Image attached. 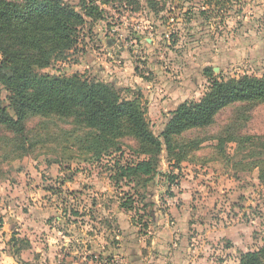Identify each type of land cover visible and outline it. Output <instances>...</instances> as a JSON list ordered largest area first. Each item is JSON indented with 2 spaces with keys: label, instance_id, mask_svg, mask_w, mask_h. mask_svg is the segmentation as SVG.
<instances>
[{
  "label": "rangeland",
  "instance_id": "obj_1",
  "mask_svg": "<svg viewBox=\"0 0 264 264\" xmlns=\"http://www.w3.org/2000/svg\"><path fill=\"white\" fill-rule=\"evenodd\" d=\"M62 1L83 23L72 47L37 72L113 86L145 107L155 136L170 111L207 91L204 69L218 80L264 76V0ZM86 5L97 10L86 16ZM237 105L174 139V152H186L177 168L163 146L146 183L112 178L115 161L142 159L133 137L97 154L82 143L91 131L71 120L28 117L21 134L0 126V264H237L263 247L255 163L264 148L251 158L218 142ZM246 115L241 134L264 137V103ZM130 200L133 210L122 208Z\"/></svg>",
  "mask_w": 264,
  "mask_h": 264
},
{
  "label": "trees",
  "instance_id": "obj_2",
  "mask_svg": "<svg viewBox=\"0 0 264 264\" xmlns=\"http://www.w3.org/2000/svg\"><path fill=\"white\" fill-rule=\"evenodd\" d=\"M84 7L86 16L97 10ZM82 23V16L62 0H0V86L9 95L5 105L0 88V126L21 134L28 117L71 120L91 131L82 143L97 154L119 152L118 139L133 137L139 148L137 156L142 159L126 165L115 161L112 178L116 185L123 179L146 183L156 172L163 146L174 156L170 161L177 168L186 159V152H174V139L211 126L219 112L238 104L234 119L218 142H234L245 156H260L258 149L264 148V137L241 134V123L247 120L250 107L264 103V76L218 80L212 77V69H204L207 91L199 101L183 102L170 111L161 134L155 136L145 107L134 98L121 97L113 86L89 82L78 75L64 78L39 74L38 69L46 68L54 57L72 47L73 34ZM191 145L199 147L198 142ZM255 166L259 179L264 180V160ZM133 204L125 201L122 208L133 210ZM237 264H264V246L241 254Z\"/></svg>",
  "mask_w": 264,
  "mask_h": 264
},
{
  "label": "crops",
  "instance_id": "obj_3",
  "mask_svg": "<svg viewBox=\"0 0 264 264\" xmlns=\"http://www.w3.org/2000/svg\"><path fill=\"white\" fill-rule=\"evenodd\" d=\"M258 44L260 46V59L263 61L264 60V33L261 34V36L259 37V40H258ZM253 53V52H252ZM253 56V54H252Z\"/></svg>",
  "mask_w": 264,
  "mask_h": 264
}]
</instances>
